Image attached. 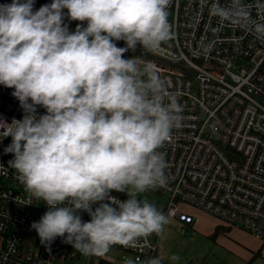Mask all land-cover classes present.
Returning a JSON list of instances; mask_svg holds the SVG:
<instances>
[{
  "label": "clouds",
  "instance_id": "1",
  "mask_svg": "<svg viewBox=\"0 0 264 264\" xmlns=\"http://www.w3.org/2000/svg\"><path fill=\"white\" fill-rule=\"evenodd\" d=\"M201 2L217 19L214 35L231 25L264 41V20L253 16L254 7L264 8L262 0ZM34 4H0V85L15 89L25 112L22 120L0 122V140L12 137L8 168L48 207L31 227L46 247L61 237L85 256L103 257L115 245L134 248L141 238L147 244L152 234L162 235L169 218L139 194L167 184L161 149L185 117L157 66L124 54L156 52L175 39L172 0H53L35 11ZM64 9L87 26L71 32ZM214 43L201 45L205 55ZM37 106L46 114L38 115Z\"/></svg>",
  "mask_w": 264,
  "mask_h": 264
},
{
  "label": "built area",
  "instance_id": "2",
  "mask_svg": "<svg viewBox=\"0 0 264 264\" xmlns=\"http://www.w3.org/2000/svg\"><path fill=\"white\" fill-rule=\"evenodd\" d=\"M52 2L35 0L34 11ZM11 3L0 0V4ZM63 11L71 32L78 24L87 26V21H73L67 17L68 10ZM253 16L264 20V8L254 7ZM169 21L173 41L156 52L137 48L124 54L126 59L135 56L154 63L183 107V127L174 130L173 139L161 149L168 180L155 190L169 197L164 214L195 230L196 212H204L264 245V41L231 25L214 35L217 19L201 0H172ZM212 40L214 47L205 55L201 45ZM115 43L126 47L124 41ZM14 91L0 85V122L10 124L25 115ZM37 113L46 114V109L37 106ZM11 143V136L0 140V168L6 170V174L0 171V264H71L80 252L61 237L46 247L31 227L48 207L31 198L16 171L8 168L14 154L5 148ZM111 195L128 199L121 192ZM81 215L83 221H90L88 213ZM152 235L147 244L141 238L134 248L113 247L122 250L124 260L142 264L160 258L158 240ZM101 264L112 263L102 260Z\"/></svg>",
  "mask_w": 264,
  "mask_h": 264
},
{
  "label": "rangeland",
  "instance_id": "3",
  "mask_svg": "<svg viewBox=\"0 0 264 264\" xmlns=\"http://www.w3.org/2000/svg\"><path fill=\"white\" fill-rule=\"evenodd\" d=\"M123 194L127 196L126 193ZM139 197L154 203L163 213L169 202L167 195L155 189L141 193ZM216 224V220L204 212H200V223L194 227L196 231L176 218L169 217V223L164 226L162 235H152L158 240L161 264H264V250L262 255L254 257V254L248 255L232 244L233 238L239 237L237 232H242L240 228L234 229L226 237L212 239ZM174 255L179 259L173 261L171 257ZM102 260L112 264H124L125 261L122 250L112 247L103 257L85 256L80 253L77 260L71 264H101Z\"/></svg>",
  "mask_w": 264,
  "mask_h": 264
},
{
  "label": "crops",
  "instance_id": "4",
  "mask_svg": "<svg viewBox=\"0 0 264 264\" xmlns=\"http://www.w3.org/2000/svg\"><path fill=\"white\" fill-rule=\"evenodd\" d=\"M198 217H199V220L197 221V223L195 224L194 227H197V224L200 223V212H196ZM216 220V219H215ZM217 224L216 226H223L220 222H218L216 220ZM215 226V227H216ZM226 227V226H225ZM234 229H239V228H230V232L224 234V235H221L222 237L223 236H228L231 234V232L234 230ZM197 230V229H196ZM242 232H237V234L239 235V237H234L233 238V242L232 244L234 246H236L237 248L241 249L242 251L246 252L248 255L249 254H254L255 252L257 251H261V255L263 254V250H264V245L261 241H259L258 239H256L254 236H252L251 234H249L248 232L240 229Z\"/></svg>",
  "mask_w": 264,
  "mask_h": 264
},
{
  "label": "trees",
  "instance_id": "5",
  "mask_svg": "<svg viewBox=\"0 0 264 264\" xmlns=\"http://www.w3.org/2000/svg\"><path fill=\"white\" fill-rule=\"evenodd\" d=\"M230 228L231 227H227V226L226 227L225 226H220V225L216 226L214 231H213V233H212V235H211L212 239L215 240L217 237L230 232ZM257 255H261V251H257V252L254 253V257H256ZM190 264H192V263L190 262ZM202 264H204V263H202Z\"/></svg>",
  "mask_w": 264,
  "mask_h": 264
}]
</instances>
